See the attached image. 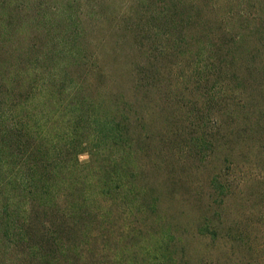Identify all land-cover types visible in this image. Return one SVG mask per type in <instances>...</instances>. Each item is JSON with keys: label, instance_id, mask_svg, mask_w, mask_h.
Masks as SVG:
<instances>
[{"label": "trees", "instance_id": "16d2710c", "mask_svg": "<svg viewBox=\"0 0 264 264\" xmlns=\"http://www.w3.org/2000/svg\"><path fill=\"white\" fill-rule=\"evenodd\" d=\"M192 7L187 0H0V264H88L96 231L115 228L113 207L137 212L139 221L156 210L140 201L147 193L136 184L134 146L144 125L140 114L129 115L143 65L129 58L116 72L125 56L115 54V71L105 75L110 69L91 42L98 35L127 46L132 36L144 39L143 26L154 39L162 25L181 40L196 24ZM107 17L115 27L102 35ZM106 79L122 88L134 80L131 100L108 93ZM162 236L155 248L167 257Z\"/></svg>", "mask_w": 264, "mask_h": 264}, {"label": "rangeland", "instance_id": "374dc122", "mask_svg": "<svg viewBox=\"0 0 264 264\" xmlns=\"http://www.w3.org/2000/svg\"><path fill=\"white\" fill-rule=\"evenodd\" d=\"M187 1L196 24L181 40L162 25L154 39L143 26L144 41L132 36L127 46L98 35L91 42L110 69L105 75L129 58L143 65L138 97L131 100L134 80L122 88L106 79V91L129 95L131 119L143 118L136 184L147 193L145 209L156 210L139 221L137 212L113 207L115 228L96 231L88 264H264V0ZM56 21L61 30L64 21ZM103 22L102 35L110 34L115 22ZM115 54L125 57L114 68ZM162 234L169 258L155 248Z\"/></svg>", "mask_w": 264, "mask_h": 264}]
</instances>
